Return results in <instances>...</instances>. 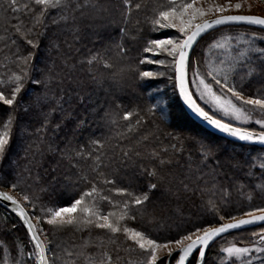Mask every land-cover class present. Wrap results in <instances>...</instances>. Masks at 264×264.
Segmentation results:
<instances>
[{
  "label": "snow or ice",
  "instance_id": "6c2138e0",
  "mask_svg": "<svg viewBox=\"0 0 264 264\" xmlns=\"http://www.w3.org/2000/svg\"><path fill=\"white\" fill-rule=\"evenodd\" d=\"M246 2L0 0V107L7 106L0 111V188L8 189L0 201L17 217H0V264H264V151L255 152L264 149V47L257 43L264 35L210 31L242 24L264 30V15L231 14ZM145 25L178 33L143 47L163 54L147 63L167 71H142L145 60L131 55ZM109 27L119 40L104 44L101 31ZM86 31L103 46L80 58L74 46ZM165 76L195 117L232 141L165 131L169 103L159 89L154 103L128 107L106 87L123 91L128 79ZM14 129L30 143L23 165L11 161L9 178L3 169ZM48 193H67L70 203L46 202ZM234 193L247 200L238 215L227 211ZM105 202L112 210H103ZM184 205L194 209L188 220ZM177 219L191 227L162 242L148 230L180 229ZM138 220L144 226H134ZM257 223L247 241L224 238Z\"/></svg>",
  "mask_w": 264,
  "mask_h": 264
},
{
  "label": "trees",
  "instance_id": "16d2710c",
  "mask_svg": "<svg viewBox=\"0 0 264 264\" xmlns=\"http://www.w3.org/2000/svg\"><path fill=\"white\" fill-rule=\"evenodd\" d=\"M264 1V0H262ZM21 3L24 2V0H20ZM144 3L148 4L149 6H154L157 4H166L168 0H143ZM180 0H177V3H179ZM22 19H25V22H28V18L23 15V13L20 14ZM141 18H143V12L139 14ZM3 25L0 24V28H2ZM163 30L159 31H151L149 26L145 25V31L142 35V38L135 42L134 44H130L129 47L132 48L131 55L135 57L136 61L143 59L145 60L144 64H139L138 66L142 71H152L151 66L152 64L147 63V60L150 59L151 53L144 52L143 47L145 46V42L147 39H160L163 38L164 32H161ZM212 32L221 31L225 34H232V35H239L242 33H247L251 35L253 32L256 33L258 36L264 35V30H261L260 27L257 26H250V25H237V26H220L217 27V29L211 30ZM101 36L104 37L103 43L106 44L108 42V38L110 37L112 40H119V32L115 27H109L101 31ZM207 39V36L205 35V39L199 40L198 44L195 45V50L197 53L202 54L204 51V43ZM258 46L264 47V42L257 41ZM48 44V40L44 39L41 48L38 50V56L41 60H44L45 57L48 56V52L46 49V46ZM103 46L100 39L94 35H92L91 32L86 31L84 34V39L76 44L74 47L79 48L80 52L78 56L80 58L86 57L89 55L90 51H95L98 49H101ZM109 55H114L113 53H108ZM222 54V53H218ZM55 54L53 53V56ZM74 55H76L74 53ZM3 59L2 54H0V60ZM4 69L0 68V72H3ZM163 80H159L156 82L155 79L152 78H146L144 81L139 82L137 84L135 81L128 79L125 83L122 84L123 91L120 90V87L117 86H108L110 87V90L112 94L116 97H118L120 100L123 101V103L128 107H133L137 104H139L141 107H147L149 104L154 103L153 96L156 94L154 93V89L158 87L159 85H163ZM157 85V86H156ZM256 87L258 85H253L249 91L254 92ZM164 95L168 99L169 107H168V122L167 125H161L162 128H164L167 132H172L174 134H183V135H199L205 139L213 140L216 142H224L225 140L230 141L224 137H221L219 135L214 134L213 132L209 131L199 123H197L184 109L182 103L177 98V95L173 94L171 82L170 83H164L163 85ZM170 92V95L168 94ZM158 98V97H157ZM7 106L0 107V111H3V108H6ZM26 119V118H25ZM157 123H159V113H157ZM38 125L33 126L34 128ZM252 127H255L252 125ZM0 130H2V125H0ZM148 131H153L154 126L149 124ZM30 143V137L23 135L18 129H14L13 133V139L11 142V152L9 155V160L5 162V167L3 169V173L5 176L11 177L12 174V166L11 161L13 160H19L20 164L23 165L25 163L24 156H25V148ZM238 143V142H235ZM261 151H264V149H260V147L255 148V152L259 153ZM70 196L60 193H48L45 194V201L51 203H56L58 205L64 206L67 203H70ZM254 205L259 204V199H255L252 202ZM247 200L244 198L237 197L235 193L233 194V200L231 203L227 205V211L231 212L232 215H238L237 208L240 206H246ZM104 211L112 210L110 206L107 205L105 202L103 205ZM151 207V206H150ZM194 211V209H190V206L184 205V220H188V217L190 215V212ZM172 213V207L169 206V214ZM0 217H7L12 222H17V218L13 215V213L3 209L0 206ZM175 218V217H174ZM205 220H210L211 216H206L204 218ZM192 221H195L197 223L202 222L199 217L193 215ZM177 223L181 224L180 229H177L175 225H173L171 228L169 227H161V228H155L151 225H148V230L151 232L152 236L155 237L158 241H164L166 239L172 238L177 235L178 231H182L185 228L191 227V223H181L179 219L176 220ZM130 225L133 224V222H129ZM144 221H137L134 226L141 227L144 226ZM259 226V225H258ZM262 226V225H261ZM257 227H255L256 229ZM254 228H246L237 230L234 232H231L230 234L224 235V238L231 240L233 237H237L239 239L245 240L247 238V233H249ZM18 235L23 238L24 232L21 229L18 233ZM221 239V238H218ZM215 250V249H214ZM174 264V261L172 262Z\"/></svg>",
  "mask_w": 264,
  "mask_h": 264
},
{
  "label": "rangeland",
  "instance_id": "374dc122",
  "mask_svg": "<svg viewBox=\"0 0 264 264\" xmlns=\"http://www.w3.org/2000/svg\"><path fill=\"white\" fill-rule=\"evenodd\" d=\"M220 2H223V0H197V6H202V7L207 8V6L210 3H220ZM235 2H237V0H233V3H235ZM249 4H251V10H249ZM231 14L264 15V1H262V0H247V2L244 3V7L240 10L239 13H236L235 10H233V12ZM212 17L213 16L209 15L208 17H205L204 19H208V18H212ZM197 22H200V21L198 20ZM161 32H164L163 33L164 37L160 38V39H167V38L174 37V36L178 35V33L175 31V29H163V31H161ZM150 59H165V56L163 54L154 55L153 53H151ZM151 69H152V72L167 71L163 66L158 65V64H152ZM152 79H155L156 82H158L159 80L162 79L165 84L166 83L167 84L170 83V81H168V79H167V76H165V77H157V78H152ZM164 83H163V85H164ZM163 85H159L158 87H156L154 89V93H156L157 89H159L160 92L163 93L164 92ZM193 89H194V86H193ZM168 94L170 95V92H168ZM177 98L180 100V98L178 96H177ZM198 102L203 104V101H198ZM0 189L8 190L6 188H0ZM14 216L16 217V215H14ZM255 227H257V228L255 229ZM261 227H262L261 225L250 227V228H254V229H252L249 233H247V238H245L244 241H247V239L249 238L251 232L259 231ZM250 228H248V229H250Z\"/></svg>",
  "mask_w": 264,
  "mask_h": 264
},
{
  "label": "water",
  "instance_id": "95a60500",
  "mask_svg": "<svg viewBox=\"0 0 264 264\" xmlns=\"http://www.w3.org/2000/svg\"><path fill=\"white\" fill-rule=\"evenodd\" d=\"M212 18H214V17H212ZM208 19H211V18H208ZM217 27H220V26H217ZM257 27H259V26H257ZM211 31V30H210ZM180 101H181V103H182V105L184 106V108H185V110L187 111V113L197 122V123H199L200 125H202L203 127H205L206 129H208L209 131H211V132H213L214 134H216V135H219V136H221V137H224V138H226V139H228V140H231L232 141V138H230V137H226L224 134H222V133H219L217 130H214V129H212L209 125H207L205 122H203V121H201V120H199L197 117H195V115L194 114H192L191 112H190V110H188L187 109V107H186V105H184L183 104V101L180 99ZM239 143V142H238ZM257 147H259V146H257ZM0 190H2V189H0ZM0 206L3 208V209H5V210H7V211H9V212H11V213H13L12 212V206H11V204L10 203H8V202H4V201H0ZM14 215H16L15 213H13ZM225 222H227V221H225ZM258 225H261L260 223H257V224H255V225H248V226H244V227H242L241 229H246V228H250V227H254V226H258ZM241 229H239V230H241ZM234 231H237V230H231V232H234ZM224 235H226V234H224Z\"/></svg>",
  "mask_w": 264,
  "mask_h": 264
}]
</instances>
